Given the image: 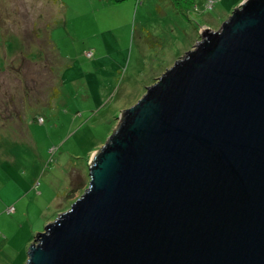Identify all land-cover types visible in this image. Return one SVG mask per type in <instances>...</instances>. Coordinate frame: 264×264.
<instances>
[{
    "label": "water",
    "instance_id": "95a60500",
    "mask_svg": "<svg viewBox=\"0 0 264 264\" xmlns=\"http://www.w3.org/2000/svg\"><path fill=\"white\" fill-rule=\"evenodd\" d=\"M124 109L27 264H264V0Z\"/></svg>",
    "mask_w": 264,
    "mask_h": 264
},
{
    "label": "rangeland",
    "instance_id": "374dc122",
    "mask_svg": "<svg viewBox=\"0 0 264 264\" xmlns=\"http://www.w3.org/2000/svg\"><path fill=\"white\" fill-rule=\"evenodd\" d=\"M241 1L0 0V255L27 264L44 224L88 188L123 110Z\"/></svg>",
    "mask_w": 264,
    "mask_h": 264
},
{
    "label": "trees",
    "instance_id": "16d2710c",
    "mask_svg": "<svg viewBox=\"0 0 264 264\" xmlns=\"http://www.w3.org/2000/svg\"><path fill=\"white\" fill-rule=\"evenodd\" d=\"M173 2H174V4L175 5H182V7L184 8V6L186 7L185 8V11H190L189 9H191L192 8V6L194 5V0H173ZM189 7V8H188ZM182 9V8H181ZM88 54V53H87ZM86 54V55H87ZM92 54V53H91ZM92 56V55H91ZM91 56H89V57H91ZM88 57V56H87ZM34 58H37V57H34ZM36 60V59H35ZM53 91L54 92H52L53 93V95H52V97H51V100L57 95V93H58V89H53ZM35 97H30V98H28L27 97V100L29 99V101L31 100V102H32V99H34ZM50 100V99H49ZM51 100H50V102H51ZM26 102V101H25ZM31 102L28 104V103H26L27 105L26 106H34L35 104H37L38 105V103H39V101H36L35 102V104L33 105V103L31 104ZM17 118L19 119V121H20V123H22V122H24V111H19V112H17ZM10 118H11V115H10V113H8V116L7 117H3V118H1L0 119V121H3V123H8L7 121L8 120H10ZM12 118H14V116H12ZM43 123V122H42ZM75 178V177H74ZM73 178V182L75 183V181L77 180L79 183L80 182H83V179L82 180H78L77 178H76V180ZM74 185V184H73Z\"/></svg>",
    "mask_w": 264,
    "mask_h": 264
},
{
    "label": "crops",
    "instance_id": "0c3cea01",
    "mask_svg": "<svg viewBox=\"0 0 264 264\" xmlns=\"http://www.w3.org/2000/svg\"><path fill=\"white\" fill-rule=\"evenodd\" d=\"M20 256V255H19ZM16 257V256H15ZM14 256H13V259L15 258ZM0 258H2V259H0V264H6L7 262H9V264H12L13 262V260H11V261H9V258H10V256H9V254H6V255H4V254H1L0 255Z\"/></svg>",
    "mask_w": 264,
    "mask_h": 264
},
{
    "label": "built area",
    "instance_id": "2783aa9c",
    "mask_svg": "<svg viewBox=\"0 0 264 264\" xmlns=\"http://www.w3.org/2000/svg\"><path fill=\"white\" fill-rule=\"evenodd\" d=\"M91 55H92L91 53L87 54L88 57L91 56ZM9 212H10V213L14 212V209H13V208H10V209H9Z\"/></svg>",
    "mask_w": 264,
    "mask_h": 264
}]
</instances>
